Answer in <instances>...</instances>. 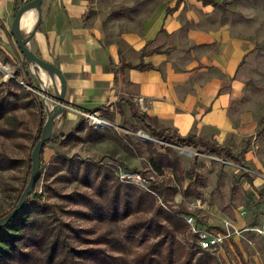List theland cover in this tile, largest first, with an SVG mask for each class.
Returning <instances> with one entry per match:
<instances>
[{
  "label": "crops",
  "instance_id": "1",
  "mask_svg": "<svg viewBox=\"0 0 264 264\" xmlns=\"http://www.w3.org/2000/svg\"><path fill=\"white\" fill-rule=\"evenodd\" d=\"M19 1L0 0V48L8 64L22 66V54L9 34ZM99 1H42V22L29 47L59 66L67 80L66 106L55 120L54 133L68 132L87 113L105 117L103 107L116 118L131 115V101L161 125L213 140L237 157L234 146L241 139H257L259 156L249 146L243 149L244 159L264 171V134H256L264 102L252 117L246 105L235 117L232 110L239 98L243 106L248 103L250 93L249 77L235 78L247 73L252 48L243 27L250 17L246 0H160L147 3L144 14L130 20L102 15ZM28 16L35 18L33 12ZM125 23L128 28H120ZM22 25L25 34L33 27ZM29 70L35 86L43 81L55 95L48 74L39 70L38 77L30 64ZM64 148L51 147L49 158ZM260 194L264 196L263 189Z\"/></svg>",
  "mask_w": 264,
  "mask_h": 264
},
{
  "label": "trees",
  "instance_id": "2",
  "mask_svg": "<svg viewBox=\"0 0 264 264\" xmlns=\"http://www.w3.org/2000/svg\"><path fill=\"white\" fill-rule=\"evenodd\" d=\"M23 1L18 2L17 11ZM9 34L14 37L11 32ZM22 57L25 81L37 88L29 62L23 54ZM124 67L144 69L150 66L125 63ZM128 103L132 114L143 123L151 137L181 146H204L215 153H227L239 161L229 147L192 133L181 135L177 130L161 125L157 117L137 110L131 101ZM33 108L38 111V127L33 136L32 150L47 118L43 99L36 92L18 85L13 78L0 81V136L8 139L27 136L28 120L23 111L31 112ZM99 109L109 120L114 119L105 107ZM260 125L264 130V118ZM124 138L115 134L113 129H101L90 124L85 116L68 132L53 133L43 145L40 178L35 191L26 198L18 214L0 229V264H221L214 252L198 247L195 236L193 241L188 240L189 226L182 214L189 212L167 204L179 193L184 197L200 194L196 189L198 177L194 166L189 170L190 182L184 186L186 177L180 157L171 148L161 145L166 149L163 152L152 142H145L152 169L160 175L172 169L170 179L173 183H151L154 192L163 198L162 203L158 202L156 194L120 181L112 164L71 157L63 151H57L48 158L49 149L55 145L64 147L107 140L134 153L131 148L133 141L125 138V142ZM22 165H26L25 181L12 208L30 178L31 154L28 159L15 158L0 150V174ZM59 183L75 184L76 188L66 192L57 186ZM73 218L92 220L110 227L97 232L93 227L76 224Z\"/></svg>",
  "mask_w": 264,
  "mask_h": 264
},
{
  "label": "rangeland",
  "instance_id": "3",
  "mask_svg": "<svg viewBox=\"0 0 264 264\" xmlns=\"http://www.w3.org/2000/svg\"><path fill=\"white\" fill-rule=\"evenodd\" d=\"M159 1L100 0L97 4V11L110 19L116 16L130 20L131 18H139L144 14L143 12L147 10V3L155 4ZM245 2L250 17L243 27L246 28L252 48L249 54L247 73L236 74L235 78L243 76L245 79L249 77L250 93L246 95L248 103L243 102L244 106L241 104L242 100L240 98L235 100L232 109L233 117L244 111L246 106L250 117H252L257 112L259 104L264 102V0H246ZM118 22L119 20L113 24ZM125 24L120 25V28H128L127 23ZM4 58L0 48V81L13 78L18 82V85H22L20 81L26 83L22 66L13 61L8 64ZM6 69L8 73H6ZM42 72L45 73L44 70ZM241 87V84L237 86L239 92H242ZM137 110L141 111L138 108ZM23 114L28 120V135L18 139H8L0 136V150L15 158L28 159L33 151L31 146L38 127V111L33 108V111H23ZM95 116H99L106 123L101 126L86 117L90 124L98 125L96 127L101 129H113L115 134L126 139L130 138L133 141L131 148L134 153L125 151L123 147L120 148L113 141L107 140L95 144L78 143L64 146L63 152L68 156H75L101 164H112L115 170L118 166L133 169L148 178H152V181L167 184L169 182L173 183L170 179L172 169H168L164 175L157 174L149 163V150L145 142H152L158 150L163 152L166 149L162 148L161 145H165L177 152L180 157L183 175L186 177L184 186L190 182L191 174L189 170L194 166L195 175L198 177L196 189L200 193L196 197H184L179 193L174 197V200L168 201V205L175 209L183 208L189 213H193L201 224L210 226V228H222L226 221L239 228L252 227L260 221L264 208V196L260 194V190H264V184L260 185L257 178L264 179V171L250 165L244 159L245 151L243 150L250 146L249 149L252 150L253 156L258 157L257 139H249L248 137L241 139L242 141L234 146L239 157V161H235L227 153H215L204 146H181L153 138L145 129L143 123L133 114L121 118H116L115 115L113 120H108L99 114ZM256 134L257 136L264 134L262 125H259ZM252 139L253 141L250 142ZM25 175L26 165L0 174V217L14 205L16 195L24 184ZM57 186H61L66 192L76 188L75 184L65 185L59 183ZM156 195L158 202L162 203L163 198L157 193ZM52 201L57 202L58 200L52 199ZM72 220L81 226L93 227L97 232L105 231L110 227L108 224H100L92 220L87 221L79 218H73ZM193 236L189 229L188 240L193 241ZM214 253L221 264H264V241L260 236L253 234L251 231H246L244 236H233Z\"/></svg>",
  "mask_w": 264,
  "mask_h": 264
},
{
  "label": "water",
  "instance_id": "4",
  "mask_svg": "<svg viewBox=\"0 0 264 264\" xmlns=\"http://www.w3.org/2000/svg\"><path fill=\"white\" fill-rule=\"evenodd\" d=\"M42 1L43 0H29L23 3L15 14L10 27V32L13 34L21 54H23L32 66L36 75L39 77V70H44L45 73L48 74L51 79L50 84H52L55 88V95L52 96L58 100V103L54 104L51 108L45 106L47 118L45 120L41 136L36 142L31 154L32 167L30 178L17 204L7 214L0 217V229L5 227L18 214V212L23 208L26 198L35 191L36 184L40 178V156L43 145L52 138L55 120L59 115L63 114L66 106L65 95L67 91V80L61 68L56 64L39 57L29 47L30 40L33 38L35 31L42 22ZM29 12H33L35 14V22L30 32L25 34L22 31L21 22L23 17ZM39 84L46 85L43 81H40ZM42 91L49 93L47 89H42Z\"/></svg>",
  "mask_w": 264,
  "mask_h": 264
},
{
  "label": "built area",
  "instance_id": "5",
  "mask_svg": "<svg viewBox=\"0 0 264 264\" xmlns=\"http://www.w3.org/2000/svg\"><path fill=\"white\" fill-rule=\"evenodd\" d=\"M20 84L25 85L29 90L39 94L42 97L44 105L46 107L51 108L54 104L58 103V100L54 96H51L49 93H45L42 91V89H47L46 85L39 84V86L35 88L26 84L24 81H20ZM138 101L140 102V104H142L144 103V98L140 97L138 98ZM95 115H97L96 112H93V114L87 113L86 117H88L92 121H95V124L101 126L103 125V123H106L105 120H102L101 118H99V116ZM116 175L120 181L134 184L148 192L156 194L151 187L153 179L148 178L139 171L121 168L120 166H118ZM182 217L189 226L190 231L196 237L198 247L203 250L214 252L219 248H222L223 244L229 241L233 236H244V233L246 231H251L253 234L260 236L264 241V208L260 217V221L252 227L239 228L231 222L226 221L221 229H217L210 228L205 224H201L193 213L182 214Z\"/></svg>",
  "mask_w": 264,
  "mask_h": 264
},
{
  "label": "bare ground",
  "instance_id": "6",
  "mask_svg": "<svg viewBox=\"0 0 264 264\" xmlns=\"http://www.w3.org/2000/svg\"><path fill=\"white\" fill-rule=\"evenodd\" d=\"M29 13L28 14H26L24 17H23V19H22V26H24V25H27L29 28H31L32 26H33V23H34V21H35V18H34V20H32L29 16ZM6 71V73H8V70L6 69L5 70ZM43 71V70H42ZM51 80V79H50Z\"/></svg>",
  "mask_w": 264,
  "mask_h": 264
}]
</instances>
